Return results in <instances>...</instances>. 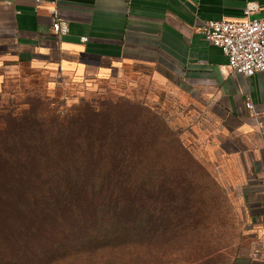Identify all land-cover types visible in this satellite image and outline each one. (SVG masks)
Here are the masks:
<instances>
[{
  "label": "trees",
  "instance_id": "trees-1",
  "mask_svg": "<svg viewBox=\"0 0 264 264\" xmlns=\"http://www.w3.org/2000/svg\"><path fill=\"white\" fill-rule=\"evenodd\" d=\"M27 105L0 115V264H114L116 250L171 235L192 211L176 176L191 155L154 144L157 117Z\"/></svg>",
  "mask_w": 264,
  "mask_h": 264
},
{
  "label": "crops",
  "instance_id": "crops-1",
  "mask_svg": "<svg viewBox=\"0 0 264 264\" xmlns=\"http://www.w3.org/2000/svg\"><path fill=\"white\" fill-rule=\"evenodd\" d=\"M49 1L0 0V81L22 64L95 87L149 74L201 102L218 121L220 149L243 175L252 242L235 264H264V72L230 71L199 31L208 20L243 19L250 8L251 17H264V0H59L64 35L52 29Z\"/></svg>",
  "mask_w": 264,
  "mask_h": 264
},
{
  "label": "rangeland",
  "instance_id": "rangeland-1",
  "mask_svg": "<svg viewBox=\"0 0 264 264\" xmlns=\"http://www.w3.org/2000/svg\"><path fill=\"white\" fill-rule=\"evenodd\" d=\"M30 102L41 103L39 109L45 116L71 114L81 103H93L126 122L144 110L145 117H157L178 139L168 137L160 122L154 127L159 138L154 144L160 150L170 151L182 144L191 155V161L179 167L181 172L176 176L186 181L179 194L191 196L192 211L182 214L186 219L171 235L146 238L140 246L116 250L113 255L118 262L114 264H235L248 253L252 239L243 175L220 149L218 121L201 102L160 84L149 74L133 85L121 82L95 87L72 84L49 71L22 64L0 81V115L20 113ZM127 128L131 131L132 127ZM165 160L172 162L169 156ZM187 169L188 174H184Z\"/></svg>",
  "mask_w": 264,
  "mask_h": 264
},
{
  "label": "built area",
  "instance_id": "built-area-1",
  "mask_svg": "<svg viewBox=\"0 0 264 264\" xmlns=\"http://www.w3.org/2000/svg\"><path fill=\"white\" fill-rule=\"evenodd\" d=\"M36 2L41 5L44 0ZM48 3L53 19V31L58 35L67 34L69 24L60 15L59 0H51ZM251 12L252 9H248L246 17L240 20H208L199 28L206 40L219 47L227 56L230 71L244 76L264 72V17H251ZM246 105L254 112L250 98ZM260 236L264 240V226L260 229ZM262 246L264 247V243ZM259 253V250L254 251L253 256H258Z\"/></svg>",
  "mask_w": 264,
  "mask_h": 264
}]
</instances>
